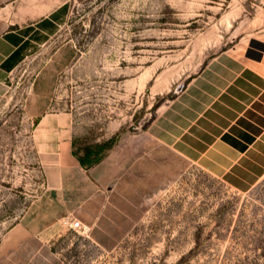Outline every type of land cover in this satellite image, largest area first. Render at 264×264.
Wrapping results in <instances>:
<instances>
[{
	"label": "rangeland",
	"instance_id": "obj_1",
	"mask_svg": "<svg viewBox=\"0 0 264 264\" xmlns=\"http://www.w3.org/2000/svg\"><path fill=\"white\" fill-rule=\"evenodd\" d=\"M260 32L264 0H68L60 31L0 92V264H264V177L239 190L170 155L127 224L112 168L101 191L114 212L92 231L56 214L34 141L39 120L60 116L74 155L93 154L87 168L146 149L131 139L187 81Z\"/></svg>",
	"mask_w": 264,
	"mask_h": 264
},
{
	"label": "crops",
	"instance_id": "obj_2",
	"mask_svg": "<svg viewBox=\"0 0 264 264\" xmlns=\"http://www.w3.org/2000/svg\"><path fill=\"white\" fill-rule=\"evenodd\" d=\"M67 12L68 0H0V92L12 73L57 35ZM69 122L42 118L34 141L45 160L47 196L56 214L72 215L92 231L108 221L104 214L114 212L101 191L108 189L103 176L112 168L119 198L115 213L127 224L154 172H168L170 155L246 190L264 177V33L209 59L145 132L131 139L145 141L146 149L131 144L129 150H115L112 161L107 154L87 168L72 152Z\"/></svg>",
	"mask_w": 264,
	"mask_h": 264
},
{
	"label": "trees",
	"instance_id": "obj_3",
	"mask_svg": "<svg viewBox=\"0 0 264 264\" xmlns=\"http://www.w3.org/2000/svg\"><path fill=\"white\" fill-rule=\"evenodd\" d=\"M95 148L96 149H99L100 147L96 146ZM97 152H99V151H97ZM97 152L95 154H98ZM92 155L93 154H91V153H87V155L84 158H80V157H77V158H78V160H79V162H80L81 165H85L86 163L89 162L88 158L90 156H92ZM96 161H98V160H96Z\"/></svg>",
	"mask_w": 264,
	"mask_h": 264
},
{
	"label": "built area",
	"instance_id": "obj_4",
	"mask_svg": "<svg viewBox=\"0 0 264 264\" xmlns=\"http://www.w3.org/2000/svg\"><path fill=\"white\" fill-rule=\"evenodd\" d=\"M70 228L74 231H77V230H80L81 229V225L79 222L77 221H74V220H71V223H70Z\"/></svg>",
	"mask_w": 264,
	"mask_h": 264
}]
</instances>
